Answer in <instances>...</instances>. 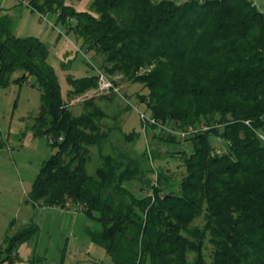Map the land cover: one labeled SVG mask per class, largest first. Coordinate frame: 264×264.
Returning a JSON list of instances; mask_svg holds the SVG:
<instances>
[{
	"label": "trees",
	"instance_id": "16d2710c",
	"mask_svg": "<svg viewBox=\"0 0 264 264\" xmlns=\"http://www.w3.org/2000/svg\"><path fill=\"white\" fill-rule=\"evenodd\" d=\"M28 4L57 12L82 47L103 57L104 72L146 88L137 97L158 122L178 132L208 127L184 138L192 150L181 151L173 168L159 148L104 153L115 128L103 129L107 114L92 98L79 113L70 106L97 86L96 72L70 79L69 99H62L46 45L15 36L10 16L0 14V86L35 79L41 104L31 130L55 149L28 200L81 205L78 211L100 224L89 230L91 240L113 264H264V13L252 0H93V12L62 0ZM16 71L21 75L12 79ZM163 132L161 141L178 142ZM212 135L226 141L224 150L212 147ZM93 147L98 164L89 174ZM176 170L183 174L177 181ZM134 182L150 193H136ZM37 230L29 223L5 236L0 264Z\"/></svg>",
	"mask_w": 264,
	"mask_h": 264
},
{
	"label": "rangeland",
	"instance_id": "374dc122",
	"mask_svg": "<svg viewBox=\"0 0 264 264\" xmlns=\"http://www.w3.org/2000/svg\"><path fill=\"white\" fill-rule=\"evenodd\" d=\"M62 1L76 11L93 12V0ZM172 1L181 3L186 0ZM252 1L264 13V0ZM28 2L0 0V14L10 16V28L15 36L36 37L46 45L48 61L57 76L62 99H69L70 79L93 75L96 69L112 80L117 88V92L111 90L99 94H94L92 88L70 100L74 113L81 111L83 100L92 98L107 114L102 120L103 129L108 126L115 128L103 145L104 153L118 146L130 149L137 155L159 148L161 160L164 163L168 158L172 168L181 160V151L189 154L192 148L184 140L186 136L177 134L178 142L161 141L159 136L165 130L161 131L158 126L151 129L150 123L141 120L139 113L150 117L145 105L137 97V93H147L146 88L125 79L122 74L104 72L100 68L103 57L82 47L81 41L68 25L58 21L57 12L37 11ZM73 23V19L68 20L69 25ZM20 75L21 72L16 71L12 79ZM86 94H89L87 98L77 100ZM40 104L41 91L33 77L20 83L11 80L8 85L0 86V245L5 236L13 235L29 223H35L38 227L34 235L17 246L12 261L3 264H113L105 250L91 240L89 230L100 229L95 219L73 206L62 209L34 204L28 200L41 164L55 151L46 137H34L31 130ZM165 125L173 128L172 123L170 126L167 123ZM261 132L264 134V129ZM122 133L133 134V140L125 142ZM210 141L212 147L219 151L227 146L225 140L214 135ZM91 150L93 158L87 164L89 174H93L98 164L97 149L93 147ZM182 175L176 170L172 177L177 181ZM132 186L138 194L150 193V190L139 191V182L132 183ZM200 222L201 219L195 221L196 224Z\"/></svg>",
	"mask_w": 264,
	"mask_h": 264
},
{
	"label": "built area",
	"instance_id": "2783aa9c",
	"mask_svg": "<svg viewBox=\"0 0 264 264\" xmlns=\"http://www.w3.org/2000/svg\"><path fill=\"white\" fill-rule=\"evenodd\" d=\"M96 74H97V86L93 89L94 90V94L108 93L111 90L112 91L114 90V91L117 92V88L113 84L112 80L107 79V77L104 76V74L100 70H98V69H96ZM88 95L87 94L85 96L83 95L81 98H79L77 100H81V99L83 100L84 98H87ZM139 116H140L141 120H143V122L146 121V122H148L150 124H153V125L158 126L159 128H161V129H163V130H165L167 132H170V133H173V134L182 135V136H187V135H190V134H194V133L198 132V130H206L208 128V127H206L204 125H201L198 128H188L185 131L178 132V131H176L174 129H170L164 123H159L154 117H151V116L150 117H147L143 113H139ZM259 136H260V138L262 140H264V136L263 135L260 134ZM217 152H219V150H217ZM68 207H70L69 204H67V208ZM75 208L77 210H80L82 208V206L81 205H77V206H75Z\"/></svg>",
	"mask_w": 264,
	"mask_h": 264
},
{
	"label": "crops",
	"instance_id": "0c3cea01",
	"mask_svg": "<svg viewBox=\"0 0 264 264\" xmlns=\"http://www.w3.org/2000/svg\"><path fill=\"white\" fill-rule=\"evenodd\" d=\"M62 209H65V208H62Z\"/></svg>",
	"mask_w": 264,
	"mask_h": 264
}]
</instances>
